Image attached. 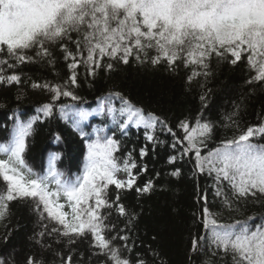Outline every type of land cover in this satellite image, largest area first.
I'll list each match as a JSON object with an SVG mask.
<instances>
[{"label": "trees", "instance_id": "16d2710c", "mask_svg": "<svg viewBox=\"0 0 264 264\" xmlns=\"http://www.w3.org/2000/svg\"><path fill=\"white\" fill-rule=\"evenodd\" d=\"M77 37L72 34L73 40ZM60 43H68L75 53V45L67 41L46 43L50 56L41 57L38 48L25 50L31 61L16 64L12 69L6 67L5 74L15 72L20 75L19 84L0 83V143H6L9 132L15 122L27 121L38 117L33 125L32 134L26 138V150L23 153L25 163L36 173H47L53 167L63 173V179L72 180L82 174L87 154L86 138L100 136L113 137L119 141V150L115 156L119 162L131 153L137 167L133 169L136 180L131 189L119 190V204L124 205L127 215L121 216L116 207L105 208L101 214L106 217L104 223L109 227L104 235L119 249L121 258L130 264L143 260L145 264H233L231 254L225 255L210 247L208 232L203 225V208L207 206L216 214L219 224L235 221H248L249 225H264V195L257 193L235 200L227 182L223 185V195L217 196L214 175L199 173L195 168L193 152L184 154L185 145L176 143L182 140V121L195 126L196 120L213 125L207 147L201 154L219 146L225 139L238 135L236 125L241 129L264 123V81L249 83L255 71L249 67L247 56H242L236 64L232 57L219 59L213 55L206 61L207 69L198 65L185 66L183 59L170 66L165 60L157 64L151 62L157 53L154 49L141 53L136 58L135 51L129 55L128 62L117 57L105 56L95 74L83 63L75 69L76 84L68 85L78 99L60 96L52 101V93L44 88H33L32 84L49 83L64 85L72 74ZM86 55V53H85ZM6 47L0 52V59L6 58ZM108 64L112 68L107 67ZM207 71V75L189 77L192 73ZM110 93H120L133 105L151 113L163 121L155 129L146 130L134 124L121 131L113 114L107 111L109 106L120 108L118 98L108 99ZM201 96L205 97L202 101ZM53 102L55 107L51 116L38 112L44 104ZM62 106H66L61 111ZM101 108L104 111H101ZM86 111L89 115L80 127L86 134L82 137L74 129L75 112ZM65 113L67 115H65ZM231 117V119H229ZM172 131L169 132L167 129ZM146 131L154 140L146 139ZM172 133H175L173 136ZM59 136V139H57ZM254 142L264 144V137ZM176 144L173 147V144ZM144 148L147 154L140 156ZM55 156V159H53ZM170 157H176L169 162ZM0 159L7 155L0 154ZM146 167V171H142ZM179 169V175L172 173ZM149 181L152 188L148 192H138ZM56 185H50L55 189ZM6 184L0 179V190ZM118 190L109 186L108 199L114 202ZM207 196V202L203 199ZM233 201L232 208L224 205V196ZM64 211L70 212L66 198ZM36 201L17 199L9 202L8 214L0 220V262L2 264H26L33 256L42 264H64L69 254L71 264H113L108 256L92 246L91 234L84 237H63L52 232L60 227L45 213L43 218L35 211ZM70 218V217H69ZM44 233L40 236V233ZM127 236L125 242L119 239ZM196 238L200 247L192 251V240ZM127 244L125 248L124 245ZM215 251V255L213 252ZM62 255H57V254Z\"/></svg>", "mask_w": 264, "mask_h": 264}, {"label": "snow or ice", "instance_id": "6c2138e0", "mask_svg": "<svg viewBox=\"0 0 264 264\" xmlns=\"http://www.w3.org/2000/svg\"><path fill=\"white\" fill-rule=\"evenodd\" d=\"M76 33L75 40L72 34ZM67 41L75 45V53L68 43H60L65 59H71L68 65L72 74L62 85L33 83V88H44L50 91L52 101L60 96L78 99L68 85L76 84V71L81 63L95 74L100 61L105 57H119L123 63L128 62L129 55L135 51L136 58L154 49L153 64L165 60L170 66L183 59L185 66L198 65L207 69L206 63L213 55L219 59L232 57L236 64L242 56H247L249 67L255 75L249 83L264 81V0H0V52L6 47L7 57L0 59V83L19 84L21 77L15 72L5 74L6 67L12 69L16 64L32 60L25 55V50L38 48L37 56L48 57L50 52L46 43ZM86 53V55H85ZM14 60L16 64L9 63ZM109 69L112 68L108 64ZM207 75V71L192 73L194 76ZM118 98L120 108L109 106L107 111L113 114L121 131L129 125L155 129L156 124H163L154 114H145L144 110L133 105L120 93H110L108 99ZM205 97L201 96L203 101ZM46 103L38 112L51 116L54 103ZM66 106H62L61 111ZM101 111H104L101 108ZM65 115H67L65 113ZM86 111L75 112L72 123L82 137L86 134L80 127L88 118ZM38 117L27 121L15 122L9 132L6 143H0V154L7 159H0V179L6 184L0 190V220L8 214V204L17 199L36 201L35 211L55 221L60 227L52 232L69 237H84L91 234L92 246L108 256L113 264H130L128 259L121 258L119 249L113 247L112 241L104 232L109 226L104 223L106 217L101 214L105 208L116 207L121 216L127 215L124 205L119 204V190L131 189L136 176L133 169L137 167L131 153L119 162L115 152L119 150V141L109 136L96 139L86 138L87 154L82 174L72 180L63 179V173L54 166L47 173H36L23 158L26 150V138L33 132V125ZM231 119V117H229ZM179 127L183 130L182 140L176 143L185 145L183 152H193L195 168L199 173L214 175L216 195H223V185L227 182L235 200L264 195V144L254 142L264 137V123L241 129L236 125L238 135L222 140L218 147L201 154L206 148V141L211 137L213 125L201 122L198 118L195 126L182 121ZM169 132L172 130L167 129ZM175 136V133H172ZM59 139V136H57ZM146 139L153 141V135L146 131ZM176 144H173L175 147ZM146 150H140L144 157ZM55 159V156H53ZM176 157H170L169 162ZM127 174L120 179L117 173ZM146 171V167L142 169ZM172 175H179L176 169ZM55 184V189L50 185ZM118 190L115 201L110 202L107 190L109 186ZM152 188L149 181L138 192H148ZM61 196L66 198L70 212L64 211L65 203H60ZM205 203L207 196L203 197ZM233 201L226 195L224 205L232 208ZM203 225L208 232L210 247L225 255L231 254L233 264H264V225H249L246 221H235L230 224H219L216 214L205 206ZM70 217V218H69ZM43 236L44 233H40ZM119 239L127 241V236ZM124 247H127L125 243ZM200 247L196 238L192 240V251ZM62 255V254H57ZM215 255V251L213 252ZM69 254L64 264H71ZM2 264V262H0ZM26 264H42L33 256L27 258ZM137 264H145L139 260Z\"/></svg>", "mask_w": 264, "mask_h": 264}, {"label": "rangeland", "instance_id": "374dc122", "mask_svg": "<svg viewBox=\"0 0 264 264\" xmlns=\"http://www.w3.org/2000/svg\"><path fill=\"white\" fill-rule=\"evenodd\" d=\"M117 176H118V178H120V179H125L126 176H127V174H126V173L119 172V173H117Z\"/></svg>", "mask_w": 264, "mask_h": 264}]
</instances>
